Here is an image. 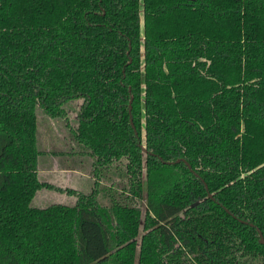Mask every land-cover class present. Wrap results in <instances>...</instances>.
<instances>
[{"label": "trees", "instance_id": "obj_1", "mask_svg": "<svg viewBox=\"0 0 264 264\" xmlns=\"http://www.w3.org/2000/svg\"><path fill=\"white\" fill-rule=\"evenodd\" d=\"M78 97L89 193L38 178L36 108ZM117 163L142 208L99 201ZM260 235L264 0H0V264H264Z\"/></svg>", "mask_w": 264, "mask_h": 264}, {"label": "rangeland", "instance_id": "obj_2", "mask_svg": "<svg viewBox=\"0 0 264 264\" xmlns=\"http://www.w3.org/2000/svg\"><path fill=\"white\" fill-rule=\"evenodd\" d=\"M83 103L82 98H74L63 106L67 113L66 120H51L44 111L37 107V150L39 180L50 183L56 187L89 193L93 189L95 178L93 164L95 159L84 156L83 147L74 140L73 131L78 123V114ZM74 128V129H73ZM144 140V134H142ZM60 170H69L62 173ZM124 163L113 165L98 179L99 201L102 204H111L114 200L124 201L126 204L142 208L144 201L130 199L126 192V177ZM53 171V173H50ZM70 178V179H69ZM102 182V183H101ZM62 184V185H61ZM66 189V188H65ZM64 192V191H63ZM50 189L38 190L31 202V206L44 209L54 204L74 206L76 198ZM47 195L46 199L39 200L40 196Z\"/></svg>", "mask_w": 264, "mask_h": 264}, {"label": "water", "instance_id": "obj_3", "mask_svg": "<svg viewBox=\"0 0 264 264\" xmlns=\"http://www.w3.org/2000/svg\"><path fill=\"white\" fill-rule=\"evenodd\" d=\"M141 24L143 25V22L141 21ZM131 110V106H129V111ZM130 123H131V127H132V129L134 130V132H135V128H134V126H133V123H132V121L130 120ZM136 133V132H135ZM144 143L142 142V144H141V147H142V150H143V152L145 153L146 152V150H145V147H144V145H143ZM180 162H183V163H185V165L187 166V168L193 173V174H195L192 170H191V167H190V165L188 164V163H186L184 160H177L176 161V163H180ZM204 186H205V188H206V185L204 184ZM209 198L210 199H212V196L211 195H209ZM260 237H261V239H260V243H264V240H263V238H262V236L260 235Z\"/></svg>", "mask_w": 264, "mask_h": 264}, {"label": "crops", "instance_id": "obj_4", "mask_svg": "<svg viewBox=\"0 0 264 264\" xmlns=\"http://www.w3.org/2000/svg\"><path fill=\"white\" fill-rule=\"evenodd\" d=\"M60 171H61L62 173H66V172L69 171V170H60ZM50 173H53V171H50ZM66 174H67V173H66ZM38 176H39V171H38ZM69 179H70V178H69ZM46 183H47V182H46ZM49 184H50V183H49ZM51 185H52V184H51ZM61 185H62V184H61ZM64 185H66V184H64ZM64 185H62L63 188H60V189H65V188L67 189V187L64 186ZM53 186H54V185H53ZM54 187H56V186H54ZM58 188H59V187H58ZM64 192H65V194H68L66 191H64ZM64 192H63V193H64ZM46 197H47V195L40 196V197H39V200H42V199L44 200V199H46Z\"/></svg>", "mask_w": 264, "mask_h": 264}]
</instances>
